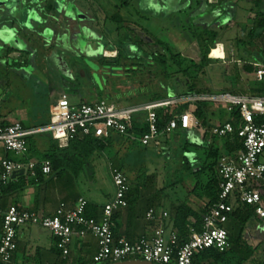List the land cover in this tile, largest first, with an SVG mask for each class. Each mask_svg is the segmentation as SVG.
I'll use <instances>...</instances> for the list:
<instances>
[{
    "label": "crops",
    "instance_id": "0c3cea01",
    "mask_svg": "<svg viewBox=\"0 0 264 264\" xmlns=\"http://www.w3.org/2000/svg\"><path fill=\"white\" fill-rule=\"evenodd\" d=\"M50 3L53 4L50 5ZM55 3L56 0H47L44 7L49 10L54 8ZM38 5L40 6L39 0H0V70L9 74L4 80H0V90H2L0 93V124L9 125L20 122L27 128L45 126L44 120L39 116V113L43 111L44 103L42 102H46L48 99L51 100L53 96L50 89L52 86L44 71H39L36 67L31 66L34 64V54L31 50H28L30 41H33L32 38L37 35L40 36L41 33L40 16L36 11L39 7ZM145 19L146 28L152 36L157 39L160 37L159 40L170 46L174 54L180 55L183 59L192 61L195 64H199V59H202L198 41L204 35H208L204 38L212 42V49L208 57L210 61L207 66L210 74L212 73L211 76L213 77L214 75L217 78L215 82L221 86L220 89L212 90L210 93L228 92L226 90H230V93L236 95H264V86L256 87L253 85V82L264 85V81H258L255 75L258 67L264 65V0H161L159 25L154 24V18L148 17ZM40 39H42L41 36ZM239 44L245 47L242 55L237 48ZM219 46L222 47L223 55L217 58L211 56L214 52L213 50ZM21 61H25V63L21 65ZM11 73H13L12 76L10 75ZM21 74L24 77L26 75V80L28 79L31 84L33 97L41 100L37 103L38 116L34 117V119L32 118L33 110L27 107L28 104L19 108L10 107L11 109L6 108L5 105V107L2 106L5 102L8 103L6 101L8 97L10 100L13 99L14 95L8 93L13 82L10 83V81L20 79L19 75ZM24 77L23 79H25ZM192 85L198 86L196 82ZM57 101L51 109L57 104ZM51 109L47 110L49 122ZM189 110L195 112L196 105H191ZM229 117L224 107H222L221 111H210L211 121L209 127L212 128V131L209 134L216 133L218 126L230 123L227 121ZM204 133V130L197 128L192 130L178 129L170 134L161 132L159 137L149 146L139 145L142 147V152H144L142 161L145 160V157L150 152L162 147V143H165L163 149H169L170 145L168 141H164V138L168 139L172 135L176 136V140L179 135H188L193 138L191 144L201 148L200 146L204 144ZM113 135L115 134L110 133L104 138ZM47 137L50 136L46 134L33 136L36 144L35 149L38 152L42 153L47 150ZM129 137L131 142L139 141L140 139L135 135H130ZM128 143H123V146L118 150V155L127 158L125 168H130L131 172H133L137 169L140 152L134 153L130 150L131 143ZM188 146L189 144L184 148L185 153H188L190 149ZM67 147L60 146V148ZM135 147L133 146V149ZM123 148H126L125 153L122 151ZM186 148L188 149L186 150ZM11 153L0 148V175H2L0 178V206L4 210L11 206H17L24 211L33 212L42 217L53 216L62 204L72 210L80 198H85L89 202L88 216L99 218L102 208L115 197V191L110 193L103 189H101L102 191L86 189L87 193L77 191L76 186L79 183L86 185L96 183L98 176L95 164H97L99 153L85 165L78 176L69 170L62 173H56L52 170L50 175L43 174L38 179L29 170H25L24 173L21 174L19 172L15 178L12 176L8 181L4 182L3 160L9 159L24 164L38 162L37 157L32 156L30 152L25 158L15 157ZM236 154H225L223 156ZM204 155L205 158L195 172L201 173L206 166L205 152ZM186 158L188 159L187 156ZM108 164L110 175L111 166L120 167L121 169L124 166H121L116 160L109 161ZM171 164L169 168L175 169L172 171L174 176L170 178L173 180L178 173L176 168L178 169L180 166L176 163ZM189 165H191L190 162ZM191 167L193 166L191 165ZM203 174H206V179L205 181L201 179V182L206 185L211 173L206 171L201 173V176ZM25 175L29 176L30 185L21 191H16L15 188L19 184L24 183L23 178ZM176 183L169 184L173 186ZM142 184L138 183L136 187L131 184L129 197L127 198L128 206L114 213V235L117 240L123 238L131 244L138 243L141 240H152L159 230H162L165 238L169 240L172 234H180L179 229L175 226L176 212L179 208L189 209L203 217V211L209 202L206 196L201 197L199 193L191 190L184 196L183 201L177 200L175 203L173 202L172 209H168L166 207L168 202H170L168 198L160 201L162 206L151 203L152 196L148 195L146 188V185L150 183L145 179ZM160 190L162 191L163 188ZM152 208L156 210V218L150 221L148 220V212ZM164 213L167 214V217L163 216ZM188 221L192 226L197 223L192 216L189 217ZM226 229L227 231L232 229V223L229 221L226 224ZM192 230L196 229L192 227L191 232ZM2 233V215L0 214V241ZM243 240L248 246L258 250L252 257V261L258 258L264 259V221L257 215L245 229ZM232 248L238 250V247L233 244H231L229 249ZM98 251L99 243L97 238L88 233L84 237L75 235L70 246L69 255L63 256L57 247V239L49 230L41 226L27 225L18 230L17 250L9 264H92ZM235 254H238V252ZM204 264L215 263L205 261ZM245 264H250V262L247 261Z\"/></svg>",
    "mask_w": 264,
    "mask_h": 264
},
{
    "label": "built area",
    "instance_id": "2783aa9c",
    "mask_svg": "<svg viewBox=\"0 0 264 264\" xmlns=\"http://www.w3.org/2000/svg\"><path fill=\"white\" fill-rule=\"evenodd\" d=\"M255 75L258 81H264V65L258 67ZM200 102L221 105L229 116L237 111L239 126L226 123L218 126L216 133L219 137L237 133L244 143L242 151L236 155L223 156L219 161V201L206 207L201 232L192 230L184 244H180L176 233L167 240L162 230L157 231L152 240H141L134 244L123 238L117 240L113 216L116 211L128 206L131 183L120 169L111 166L115 197L102 208L99 218L88 216L89 202L85 198H80L72 210L62 204L55 215L43 217L17 206L5 210L0 206L3 226L0 261L4 264L12 261L17 250L18 230L27 225L49 230L57 239V247L63 256L69 255L75 235L84 237L91 233L99 243V251L92 264H113L136 259L153 264H195V257L201 252L210 249L227 251L231 244L226 224L234 209L230 200L238 199L253 207L255 214L264 221V122L257 120L264 117V95H236L230 92L192 94L126 107L107 99L74 105L67 95H63L51 109L50 122L45 126L27 128L20 122L0 126V148L26 157L28 139L36 135L48 134L61 147H67L78 137L94 136L102 139L110 133L127 135L133 128L134 117L142 113L146 114L148 132L139 141L143 146H149L161 134L158 127L159 111L180 104L188 103L191 106ZM199 124L194 111L187 110L171 118L162 132L170 134L178 129L192 130L198 128ZM38 164L5 159L2 162L3 180L8 181L21 170H29L35 176ZM41 168L45 175L52 173L50 161L41 163ZM163 216L167 217V214ZM155 218L156 210L152 208L148 212V220L153 221Z\"/></svg>",
    "mask_w": 264,
    "mask_h": 264
},
{
    "label": "rangeland",
    "instance_id": "374dc122",
    "mask_svg": "<svg viewBox=\"0 0 264 264\" xmlns=\"http://www.w3.org/2000/svg\"><path fill=\"white\" fill-rule=\"evenodd\" d=\"M46 1L39 0L41 7L38 5L39 7L36 10L40 16V36L42 39H40L39 35L34 36L35 38H32L33 41H30L28 46V50H31L34 54V64L31 66L36 67L39 71H44L52 86L50 89L53 96L51 100L48 99L46 102H42L44 103L43 111L39 113L45 125L49 124V113H47V110L51 109L57 99L62 97L63 94H66L74 105H81L89 100L100 99V95L93 87L86 86L85 89L79 92L80 94H76L70 84V80L74 81L69 74L71 73L70 68L73 64L75 65L79 62L81 66L84 65V59L81 57L88 56L95 51L105 58L123 56L124 58L135 59L140 56L150 58L153 55L165 53L164 48L156 43L150 31L146 28L145 19L148 17L154 18V24L159 25L161 0H56L54 8L49 10L44 7ZM52 4L50 3V5ZM118 13L124 18V21L120 24L110 20L108 17ZM26 44L28 43L26 42ZM237 48L242 55L245 47L239 44ZM200 61L201 58L198 62ZM20 63L22 65L25 61ZM12 74L10 75L12 76ZM191 74L195 76L194 79H196L198 90H201V92L210 93V91L221 87L215 82L217 78L214 75L213 77L211 76L212 73L210 74L208 66L203 69L191 68ZM8 75L0 70V80H4ZM19 76L21 77L20 79L12 78L13 80L10 81V83L13 82L8 93L14 95L13 99L10 100L8 97V100L6 99L8 103L5 102V104L3 102L2 106L19 108L28 104L27 107L33 110L32 118L34 119V117L38 116L37 103L41 100L33 97L31 84L28 79L26 80V75L25 77L22 74ZM147 77L146 73L136 72L129 79H110L109 85L116 87L119 90L117 93H122L123 90L121 91V89L125 85L130 90L124 93L125 97L117 98L116 92H111L108 96L113 97L112 101L121 107L140 105L143 101L140 100L139 93L142 90H149L152 85ZM194 79L187 78L183 74H174L171 82L172 92L175 94L186 93L194 83ZM253 85L256 87L264 86L262 83L257 82H253ZM226 91L230 92V90ZM1 92L2 90H0ZM49 95L51 94L49 93ZM222 107L214 104L209 106L211 112L221 111ZM164 141H168L169 149H163L165 143H162V147L150 152L144 161H142L144 157V152L141 150L142 147L136 146L133 149V146H131L130 150L134 153L140 152L137 169L133 172H131L130 168H125L127 158L118 155L119 148L123 146L122 142L112 143L111 146L98 154L97 164H95L98 176L96 183L92 185L90 183L87 185L79 183L76 186L77 191L87 193L86 189H91L92 191H102L101 189H103L110 193L116 192L108 168L109 161L116 160L121 166L124 165L123 171L127 174L133 187H136L138 183L142 184L145 179L150 183L146 185V188L148 195L152 196L151 203L161 205L160 201L168 198L170 202H168L166 207L172 209L173 202L175 203L177 200L183 201L188 191H194L201 179L205 181L206 174L202 176L193 174L202 163L205 155L201 148L191 144L193 138L188 135H179L177 140L176 136L172 135L168 139L164 138ZM125 143L127 144L128 142ZM187 144H189L188 147L190 149L188 153H185L184 148ZM125 149L123 148L122 150L124 153ZM11 155L19 157L14 153H11ZM186 159L193 166L191 170L186 169L185 165H188V163L186 164ZM170 163H176L180 166V168H176L178 173L173 180L170 178L174 176L172 171L175 169L169 168ZM141 172H143L145 178H139V175L142 174ZM23 182L27 186L30 185L31 181L28 175L24 176ZM169 183L176 184L171 186ZM162 188L163 190L161 191L160 189ZM232 260L233 255L232 258H228L226 263H230Z\"/></svg>",
    "mask_w": 264,
    "mask_h": 264
},
{
    "label": "trees",
    "instance_id": "16d2710c",
    "mask_svg": "<svg viewBox=\"0 0 264 264\" xmlns=\"http://www.w3.org/2000/svg\"><path fill=\"white\" fill-rule=\"evenodd\" d=\"M108 17L110 20L119 24L124 21L123 16L119 13ZM205 36L207 37L208 35H204V37ZM204 37L198 41L202 56L199 64H195L192 61L183 59L180 55L174 54L170 46L153 36V38L156 40V43L164 48V54H156L150 58L140 56L137 59L124 58L123 56H118V58H105L95 51L88 56L81 57L84 59L83 64L85 66H81L80 62L71 66V73L69 74L74 81L70 80L69 78L71 82L70 84L73 86V90L76 94H80L79 92L85 89L86 86L93 87L100 95V99L98 100L107 99L113 102V97H109L108 94L111 92L117 93L119 90L116 89V87L114 88V86L111 84L110 86L109 80L120 78L129 79L133 73L141 72L146 73L148 75L147 79H149L152 83L149 90H142L139 93V97L141 98L140 100L143 101L141 104L162 101L174 96L180 97L192 94L209 93L201 92V90L197 89L196 85H191L186 93L175 94L172 92L173 87L171 86L172 77L174 74H183L187 78H193L191 74V68L203 69L208 65L210 61L208 57L212 49V42H209V40ZM195 82L196 80H194V83ZM122 90V93H117V98L124 96V93L130 89L127 88V85H125L121 91ZM210 105L211 104L207 102L197 103L196 110L194 112L196 118L200 121L197 129H202L205 131L204 144H202L200 147L206 154L207 163L201 173L206 171L211 173L208 183L203 185L200 180L197 183L195 190H197L196 193H199L201 197L206 196L209 199L207 206L213 205L219 201L221 190L220 179L218 176V164L221 157L225 154H236L238 151L244 149L243 140L238 137L237 133L225 137H219L217 133H213L212 135L209 134L212 131V128L209 127L211 121L209 108ZM189 109L190 104L185 103L170 107L163 111H159V131L162 132L165 129L171 118ZM257 120L259 122H264V117H259ZM227 121L238 127L239 121L237 111L234 112L232 116L227 119ZM5 125L7 124H0V126ZM147 132L148 124L146 122V114L142 113L134 117L133 128L128 132L127 135L113 133L115 135L104 139H98L94 136L78 137L72 140L67 148H60L59 143L49 135L50 137H47L46 139L48 144L47 150L42 153L35 149V141L33 137H30L28 139V154L30 152V154L32 153V156H36L38 159L39 164L35 170L36 177L38 179H40L43 175L41 163L44 161H50L52 164V170L56 173H62L69 170L78 176L85 165L96 154L104 151L106 148L111 146L112 143L122 142L123 144L125 142H130L131 146H139L141 143L139 141L131 142L129 136L135 135L137 138H141ZM187 149L188 148H186V150ZM262 161L264 162V155L262 157ZM187 163L188 165H185L186 169L191 170V165H189V161L186 159V164ZM118 169L123 172V168L121 169L118 167ZM123 173L127 176L125 172ZM141 173L139 178L141 176L142 178H145L143 172ZM201 173L194 172L193 174L200 176ZM26 186L27 185L25 183H21L15 188V190L21 191ZM128 197L129 193L127 198ZM230 203L233 205L234 209L229 216V222L232 223V229L228 230V233L230 237V243L236 245L238 250L232 248L225 252H218L214 249H210L197 254L194 260L195 264H204L205 261H211L215 264H245L247 261L250 262V264H264L263 258H258L255 261L251 260L258 250L257 248L248 246V244L243 240L245 229L248 227L249 222L254 217H256L254 208L247 204H243L238 199L230 200ZM205 211L206 208L204 209L203 213H205ZM191 216L194 217L197 222L193 226L188 221L189 217ZM175 226L180 231V234L178 235L179 242L180 244H184L189 239L192 227L195 228L197 232L202 231V216L192 212L189 209L179 208L176 212ZM236 252H238V254H235ZM232 255V262L226 263L228 258H232ZM0 264L3 263L0 261Z\"/></svg>",
    "mask_w": 264,
    "mask_h": 264
},
{
    "label": "water",
    "instance_id": "95a60500",
    "mask_svg": "<svg viewBox=\"0 0 264 264\" xmlns=\"http://www.w3.org/2000/svg\"><path fill=\"white\" fill-rule=\"evenodd\" d=\"M25 170H21L20 173H24ZM17 176V174H13V178H15ZM113 264H153V263H150V262H146V261H143V260H129V261H125V262H118V263H113Z\"/></svg>",
    "mask_w": 264,
    "mask_h": 264
},
{
    "label": "bare ground",
    "instance_id": "6f19581e",
    "mask_svg": "<svg viewBox=\"0 0 264 264\" xmlns=\"http://www.w3.org/2000/svg\"><path fill=\"white\" fill-rule=\"evenodd\" d=\"M214 52L212 53L211 56L213 57H219V56H222L223 55V52H222V47L219 46L218 48H216L215 50H213Z\"/></svg>",
    "mask_w": 264,
    "mask_h": 264
},
{
    "label": "clouds",
    "instance_id": "9594fccd",
    "mask_svg": "<svg viewBox=\"0 0 264 264\" xmlns=\"http://www.w3.org/2000/svg\"><path fill=\"white\" fill-rule=\"evenodd\" d=\"M154 6V5H153ZM5 31H7V29H5ZM10 38V37H9Z\"/></svg>",
    "mask_w": 264,
    "mask_h": 264
}]
</instances>
